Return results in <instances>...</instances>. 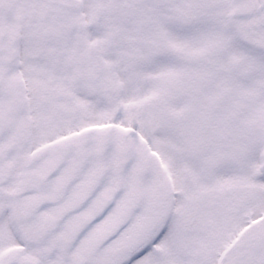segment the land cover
Wrapping results in <instances>:
<instances>
[{
    "label": "snow or ice",
    "instance_id": "1",
    "mask_svg": "<svg viewBox=\"0 0 264 264\" xmlns=\"http://www.w3.org/2000/svg\"><path fill=\"white\" fill-rule=\"evenodd\" d=\"M0 264H264V0H0Z\"/></svg>",
    "mask_w": 264,
    "mask_h": 264
}]
</instances>
